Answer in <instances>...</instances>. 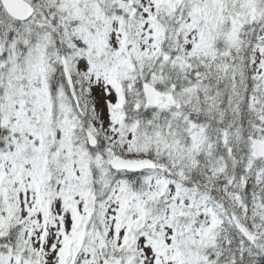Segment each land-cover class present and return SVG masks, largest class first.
<instances>
[{
  "label": "snow or ice",
  "instance_id": "obj_1",
  "mask_svg": "<svg viewBox=\"0 0 264 264\" xmlns=\"http://www.w3.org/2000/svg\"><path fill=\"white\" fill-rule=\"evenodd\" d=\"M0 264H264V0H0Z\"/></svg>",
  "mask_w": 264,
  "mask_h": 264
}]
</instances>
